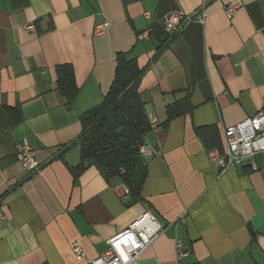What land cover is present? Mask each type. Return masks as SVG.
Masks as SVG:
<instances>
[{
    "label": "crops",
    "instance_id": "obj_1",
    "mask_svg": "<svg viewBox=\"0 0 264 264\" xmlns=\"http://www.w3.org/2000/svg\"><path fill=\"white\" fill-rule=\"evenodd\" d=\"M228 4L241 5L231 20ZM201 6L204 23L186 24L152 60L162 39L152 29ZM118 53L148 66L138 87L156 121L157 150L144 141L134 204L116 193L120 179L86 164L75 181L70 171L81 163L79 118L103 100ZM63 65L77 87L71 105L56 88ZM187 92L190 111L164 126L166 108ZM263 109L264 0H0V264H90L146 211L163 229L135 264H264V151L222 174L207 157L209 147L223 151L224 128ZM24 138L35 146L34 174L16 163ZM177 239L190 251L181 263Z\"/></svg>",
    "mask_w": 264,
    "mask_h": 264
},
{
    "label": "trees",
    "instance_id": "obj_2",
    "mask_svg": "<svg viewBox=\"0 0 264 264\" xmlns=\"http://www.w3.org/2000/svg\"><path fill=\"white\" fill-rule=\"evenodd\" d=\"M151 35L162 38L155 49L154 60L177 34H168L162 26H155ZM147 68H140L128 54L116 55L113 80L103 100L79 118L81 131L77 144L81 163L70 170L74 181L85 164L94 166L106 180L120 179L128 190L130 204L141 200V190L147 175L141 148L152 129L138 87ZM55 78L58 93L66 105H71L77 95L72 68L68 65L57 67ZM190 109V94L187 92L182 100L166 108L163 125L187 114ZM214 148L209 147V150Z\"/></svg>",
    "mask_w": 264,
    "mask_h": 264
},
{
    "label": "built area",
    "instance_id": "obj_3",
    "mask_svg": "<svg viewBox=\"0 0 264 264\" xmlns=\"http://www.w3.org/2000/svg\"><path fill=\"white\" fill-rule=\"evenodd\" d=\"M240 4H228L224 7V14L231 20ZM144 16L149 18V14ZM207 17L204 6L191 14L172 12L163 18L161 26L168 34H179L183 27L190 22L203 24ZM109 27L108 22H103L94 27L95 36L102 35ZM28 31H34L33 26H26ZM150 30L144 31L142 38L148 36ZM151 129L156 128V121L149 119ZM223 151L212 149L208 151L207 157L212 169L222 174L229 169L240 166L258 152L264 151V109L255 115L248 117L241 122L228 126L222 130ZM16 163L18 167L27 174H34L39 169L35 160V151L30 141L26 138L17 142L14 146ZM118 196L128 194L125 186L116 190ZM0 217L2 213L0 211ZM186 223L185 213L178 216L176 225L184 226ZM163 225L149 212H144L138 219L125 230L118 232L106 242V250L97 258L90 261V264H135L142 254L158 239ZM76 260L84 258L82 249L73 243L70 246ZM190 256L189 248L183 241L177 239L175 243V257L178 263Z\"/></svg>",
    "mask_w": 264,
    "mask_h": 264
},
{
    "label": "water",
    "instance_id": "obj_4",
    "mask_svg": "<svg viewBox=\"0 0 264 264\" xmlns=\"http://www.w3.org/2000/svg\"><path fill=\"white\" fill-rule=\"evenodd\" d=\"M146 142L149 144L150 148L153 150V151H156L157 150V146H156V143L154 142V137L151 134H148L147 138H146ZM32 148L35 150V146L32 145ZM88 165V164H86Z\"/></svg>",
    "mask_w": 264,
    "mask_h": 264
}]
</instances>
